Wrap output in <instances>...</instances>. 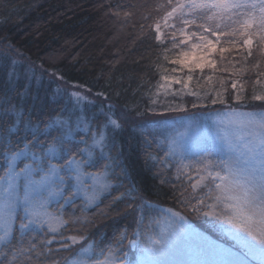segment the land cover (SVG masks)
<instances>
[{
	"label": "snow or ice",
	"instance_id": "1",
	"mask_svg": "<svg viewBox=\"0 0 264 264\" xmlns=\"http://www.w3.org/2000/svg\"><path fill=\"white\" fill-rule=\"evenodd\" d=\"M157 7L165 10L163 27L171 30V48L163 50V59L179 66L171 73L186 69L187 77L184 80L165 74L168 70L164 69L153 96L168 95L172 83H176L182 85L183 94L201 98L197 92L184 90L196 70L201 74L205 68L217 70L213 53L221 36L246 37L243 44L249 46V57L253 55V36L264 43V0H166ZM154 34L163 44L165 34L159 21ZM231 42L236 43L235 39ZM173 49L179 51L169 60L167 53ZM224 51L219 49L221 59ZM156 67L160 70L159 65ZM259 68L257 61L250 100L264 104V91H256V86L264 89V71ZM232 88V99L241 108L247 107L244 86L237 88L233 81ZM172 93L175 95V90ZM90 95L91 89L73 92L71 108H62L46 121L24 123L23 135L14 143L11 137L21 132L18 125L22 123L17 113L15 132L9 130L0 136V152L6 164L0 170V256L4 257L0 264H123L125 246L138 250L133 264H264V108L243 111L229 106L218 113L224 119L217 122L214 137L190 141L187 130L172 131L157 138V147L162 144L166 148L163 158L147 153V159L164 168L173 167L170 161L174 162L176 180L187 182L179 193L181 202L223 234L225 242L194 231L185 217L172 209L165 210L168 227L156 233L141 227L145 205L151 202L144 200L134 185L113 200L124 201L126 208L137 214V227L131 233L122 230L104 247L86 234L63 235L70 224L90 222L83 215L65 218V205L75 207L80 199L83 213L96 205L103 193L113 190L116 168L120 167V175H126L119 151L112 154L116 144L110 143V133L122 129L131 118L126 112L117 118L114 106L109 104L99 109L103 122L94 123L95 114L89 117L85 111L95 103ZM210 102L227 104L221 92L210 97ZM197 106L192 104L193 108ZM136 115L143 113L137 111ZM152 143L145 136L146 147ZM188 188L191 193L185 195ZM185 237L190 242L185 243ZM57 238L61 242L53 249ZM61 251L69 255L54 258Z\"/></svg>",
	"mask_w": 264,
	"mask_h": 264
},
{
	"label": "trees",
	"instance_id": "2",
	"mask_svg": "<svg viewBox=\"0 0 264 264\" xmlns=\"http://www.w3.org/2000/svg\"><path fill=\"white\" fill-rule=\"evenodd\" d=\"M165 2L0 0V136L7 135L9 130L15 132L14 111L22 119L18 125L21 132L11 137L15 143L23 135L24 123L46 121L62 108H68L67 98L54 90L58 84L80 92L91 89L89 98L95 103L88 105L85 111L89 117L95 114L94 123L103 122L104 117L99 109L109 104L114 106L117 118L125 112L131 118L122 129L110 133V143L116 144L112 154L115 156L119 151L120 166L126 169V175H120V167L116 168L113 190L103 193L97 204L83 213L80 199L76 200L75 207L65 205V218L83 215L90 221L86 224H70L63 233L65 236L86 234L104 247L122 230L127 229L131 233L137 227V214L127 209L124 201L114 203L113 200L127 187L134 185L143 199L151 202L145 205L141 227L151 232L155 229L156 233L160 226L154 228V221L161 217L163 209H172L211 239L216 241L219 237L218 242L221 243L226 240L223 234L206 223L205 218L196 216L190 207L181 202L179 193L182 186L187 187V182L176 180L174 162L170 161L173 167L164 168L147 159V153L164 157L166 148L162 144L157 147V138L164 136L165 127L170 128L178 120L196 116L208 118L224 112L229 106L243 111L264 108L261 102L250 100L257 71L253 65L260 61L259 71H264V43L259 37L253 36V55L249 57V46L243 44L246 37L221 36L220 43L216 45L217 50L213 53L217 70L205 68L202 74L199 70L192 73L214 95L221 92L227 104H211L212 95L209 93L203 101L184 96L185 107L178 111L156 108L152 105L151 93L160 80L161 72L172 66L163 59V50L171 48L168 35L171 30L163 27L165 10L157 7ZM158 21L165 34L163 44L154 38V25ZM233 39L235 44L231 42ZM220 48L225 49L223 59ZM177 51L179 49L167 53L169 60L175 58ZM157 65L160 70H157ZM29 68L40 75L36 81L38 84L33 83V74L28 79L26 71ZM208 76H212V79L207 80ZM233 81L237 83V88L244 86L247 107L241 108L232 99L235 95ZM256 91L264 89L256 86ZM96 93L105 95L98 97ZM194 103L198 105L196 108L192 107ZM150 107L153 111H147ZM137 111L143 115L137 116ZM145 136L153 140L151 147H146ZM5 166L0 152V170ZM162 179L165 180L163 184ZM190 193L191 189L188 188L185 195ZM192 203H195L194 199ZM60 242L57 238L51 247L57 248ZM68 255L67 251H61L54 258ZM137 257L138 250L130 246H125L121 253L123 264H133ZM3 259L0 256V260Z\"/></svg>",
	"mask_w": 264,
	"mask_h": 264
},
{
	"label": "rangeland",
	"instance_id": "3",
	"mask_svg": "<svg viewBox=\"0 0 264 264\" xmlns=\"http://www.w3.org/2000/svg\"><path fill=\"white\" fill-rule=\"evenodd\" d=\"M228 31L227 29H224V32ZM210 39H214L213 37H209ZM221 38V37H220ZM195 42V41H193ZM13 64L14 61H13ZM173 67H179L178 65H172L168 70H170V72H167L165 74H170V75H176L181 79L186 80L187 77V70L185 69L183 73H171V69ZM27 73V77L30 80V76H33L31 78L33 79V83L34 84H38L36 81H38L39 79V74L38 72H34L31 68H29V70L26 71ZM192 80L191 81H187L188 83V89L184 90V91H193V92H197L200 94L201 98H197L196 96H193L197 101H203L208 95L209 93H211L210 95L214 96V93L211 91V89L209 87H207L205 84L201 83L197 78H195L192 74ZM58 94H62L63 96H65L67 98V100L69 101L68 104V108H71L73 103H74V97H72V93L73 92H77V89H70L68 87H65L64 85H59L57 89ZM172 90H175L176 94L174 95L172 93ZM172 90L169 91L168 95H164L163 93H161L159 96H153L152 95V105L156 106V108L159 109H168L169 107H179L180 109L185 107V100H184V96H186L187 94H183L182 92V85L181 84H176V83H172ZM155 92V88L154 91ZM207 94V95H205ZM192 96V95H189ZM153 101H155V103H153ZM12 111V109H10ZM223 113V112H222ZM221 113V114H222ZM13 116L15 119V125H16V121L18 119L17 117V112L14 111L13 112ZM224 117L223 115H212L211 117H200V116H196L195 118L191 119V118H185L184 120H178L179 122L172 124L169 127H165L163 130V134L167 135L169 132L172 131H178V132H183L185 130H187L189 132V139L190 141H198L200 139H203L205 137L207 138H211L214 137L216 135V131H217V122L219 120H223ZM164 213L161 215V217L159 219H156L155 221H159V223H154L153 226L154 228H157V232H159L161 229L168 227V214L165 213L166 209H163ZM180 214V213H179ZM181 215V214H180ZM183 216V215H181ZM184 217V216H183ZM177 219V223H179V217L176 218ZM185 222L191 226V228L199 233V230H197L196 228H194L190 222L185 218ZM179 226H183V225H179ZM153 232L155 233V229H153ZM204 234V233H203ZM206 235V234H204ZM213 240V239H212ZM215 241V240H214ZM185 243L190 242L189 239L187 237H185Z\"/></svg>",
	"mask_w": 264,
	"mask_h": 264
}]
</instances>
